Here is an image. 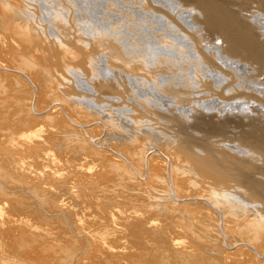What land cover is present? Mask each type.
Returning <instances> with one entry per match:
<instances>
[{
	"label": "rangeland",
	"instance_id": "rangeland-1",
	"mask_svg": "<svg viewBox=\"0 0 264 264\" xmlns=\"http://www.w3.org/2000/svg\"><path fill=\"white\" fill-rule=\"evenodd\" d=\"M24 1L0 0V205L18 204L24 206L25 211L41 214L37 218L30 213L24 216L13 213L14 221L10 219L11 230L14 232L22 228L34 231L37 235L39 233V245L44 249L33 252L37 254L39 264H47L49 261L48 264H57L60 260L62 262L59 264H76V260L87 259L83 253H88L89 249L100 254L105 250L101 260L110 264H165L170 260L167 252L175 246L163 244V241L173 239V234L177 233L189 241L187 248L176 253V261L181 264H264V254L260 257L254 251L264 253V233L255 232L242 216L232 217L227 214V220L223 222L210 207L188 202L180 205L173 203L172 198L181 195L198 196L195 201H201L210 196L211 188L206 183L195 184L192 179L182 176L177 181L170 177L173 181L171 183L165 172L158 171L153 161L154 157H159L164 162L171 161V166L175 164L177 154L165 141L176 137L174 132L167 129L168 116L173 115L175 106L183 107L189 111L187 115H191L193 106V103L186 105L184 101L181 106L178 102L179 93L174 95L173 89L169 93L161 91L166 87V79L157 87L161 94L172 100V103L166 102L165 106L161 103L154 108L148 107V103L131 93V87L134 92L140 91L147 83L136 79L131 84L128 78L153 79L158 73L161 75V72L166 78L164 73L168 74L161 61H157V66H150L153 71L149 72L147 70L151 69L139 62L141 58L130 57L135 56V43L143 45L147 39L154 40V34L144 30L152 26L146 21V12L154 11L164 15L154 9V6L160 4L154 0H143V4L141 0H115L116 4L110 6L108 2L111 0H65L66 5L70 4L66 6L64 0H44L45 3L42 0ZM168 2L180 5L181 8L176 7L177 13L194 15L196 12L190 7H183L180 0ZM75 4H80L82 8ZM85 7L90 12L85 19L95 29L107 32L84 34L86 31L83 29L86 28L81 24V17ZM33 9L38 11L37 15ZM59 9L64 10V14L58 12ZM17 10H20L19 14ZM78 10H82L79 11L81 16L77 14ZM131 13H137V17L130 19L133 17ZM31 14L36 17L33 18ZM164 16L169 19L172 27L161 26L163 31L184 33L178 30L177 24L170 17ZM50 17L57 19L51 23ZM17 19L33 30L37 28L35 34L24 32ZM58 19H62L63 23ZM68 20L69 24L66 23ZM196 26L192 29L196 36L186 33L192 38L191 43L196 44V49L197 45L212 48V44L219 42L220 39L214 40L213 37L210 40L213 35L209 30H200L199 26L198 30ZM128 32L133 35L130 37ZM203 37L210 41L207 38L203 40ZM123 44L127 52L124 48L118 49ZM163 44L157 43L160 47ZM108 50L110 53H107ZM96 65L107 73L92 74ZM157 67L160 71H157ZM180 68L177 73L173 72L174 69L171 73L169 71L168 75H178L183 72ZM73 72L75 77L71 74ZM231 75L230 79H233ZM258 78L264 80V75ZM77 83H81L84 88L78 87ZM197 87H188V92L201 89V85ZM175 88L178 89L177 86ZM154 95L161 98L159 93ZM78 100L102 107L103 114L86 108ZM56 106L61 108V112L50 116V111ZM170 107L174 108L168 112ZM176 108L174 113H178ZM107 119L110 121L107 122ZM121 122H124L120 126L121 130L111 129L114 124L120 125ZM193 122L195 125L196 121ZM41 129L46 131L42 142L12 144L24 134ZM115 154L122 160L115 157ZM57 157H72L81 162L73 166L61 160L63 164L54 167L51 160ZM260 162L264 163V159ZM110 168L117 176L106 172L109 174L102 177V173ZM170 184L174 191L168 187ZM233 218L236 221H232ZM112 220L115 223L111 225L117 224L116 227L109 224ZM104 228L108 231L104 232ZM134 229H141L142 243L151 241L152 245L135 246L131 239ZM46 246L72 250L74 257L72 261L68 260L60 249L52 252Z\"/></svg>",
	"mask_w": 264,
	"mask_h": 264
},
{
	"label": "bare ground",
	"instance_id": "bare-ground-1",
	"mask_svg": "<svg viewBox=\"0 0 264 264\" xmlns=\"http://www.w3.org/2000/svg\"><path fill=\"white\" fill-rule=\"evenodd\" d=\"M26 1L30 2L36 0H26ZM154 1L157 2V4H160L158 6H154L155 7L154 9L170 17L173 23L175 22L177 24L178 30L180 31L182 30L184 33L182 32L178 33L179 31L175 32L169 30L163 31L161 29V26L172 27V25H170L169 23V19L167 20L164 15L157 14L154 11H147L146 15L148 18L146 21L152 24V26H150L149 28H145L144 30L154 34V40L151 41L146 38L147 41L143 45H139L138 42L137 44L135 43L134 46L136 49V53L134 54L135 56H130V57L141 58L142 61L139 62H143V66L145 65L146 67H148V69H151V70H147L149 72L153 71L152 67L151 68L149 67L156 65L157 61L159 62L161 61L164 63L163 66L164 65L166 66L164 70L167 69L166 71H168V74L169 71L171 73L173 69H174L173 72H176L178 70V67L180 68V66H185V67L180 68V70L182 69L183 72L181 71L178 75L172 73L173 75L171 74L172 76H170L164 73L166 78L162 75L163 74L162 72L161 75L160 73H158L159 75L155 76L153 79H145L141 77L128 78L131 84L132 82L135 83L136 79H140L141 82L145 81L147 83V85H145L140 91L134 92V90L131 87V93L137 95L139 97V100L148 103L149 104V105L147 104L148 107L151 106L154 108V106H159V104L161 103H163V106H165L166 102L170 101L172 103V100L167 99L163 94H161L160 91H158V88L162 84L163 80L166 79L167 81L166 87L163 88L161 91L166 90L169 93V90L170 92H172L173 89L174 95L179 93L178 95L180 100L179 101L176 100V102L177 101L180 102V105L182 101H184L186 105H188L189 103H193L192 107L189 106V108L191 107V113H192L191 115H187L189 111H186V109H184L183 107L176 108L175 106V108L178 109V113L173 112L175 110L174 107H170L168 109L169 112L170 109L174 108V110H172L173 115L168 116L169 119H168L167 129L174 132L176 137H170V139L167 138L165 141L167 142V145L171 147V150L177 154V160L175 164H177L178 166H176L175 164L171 166V161L168 162L166 160L164 162L159 157H154L153 161L155 162V166L158 169V171L165 172L164 174L166 175L167 180L171 181V183H173L172 179L177 181L182 176L192 179L195 184L206 183L211 188L210 196L208 198L201 199V201H195L198 198V196L181 195L180 197H176L175 198L176 200L172 198L173 203H177L178 205H180L183 202L184 203L188 202L195 205L201 204L210 207L212 210L218 213L219 219L222 220L223 222L227 220L226 219L227 214H230L232 217L235 216L245 217L248 223L250 224V227L255 232L263 234L264 233V163H261L260 160L264 159V80H260L258 77L264 75V0H180L182 2L183 7L184 6L188 8L190 7L191 10L194 9L196 11V12L194 11L195 12L194 15L192 13H191L192 15L190 13L187 14L185 13L182 14L180 12L177 13L176 7L181 8L178 3L173 2L174 4L173 5L171 4V2H168V0H154ZM42 2L45 3L46 1L42 0ZM55 2H57V0H55ZM64 2L66 1L64 0L63 3ZM115 2H116L115 0H111V2L108 3L111 6ZM141 2H142L141 4H143L145 0L144 2L143 0H141ZM58 4L60 3L58 2ZM64 5H66V3H64ZM67 5L69 6L70 4L67 3ZM75 5L82 8L80 4L79 5L75 4ZM100 5H105V4H100ZM25 7L27 9V6ZM59 8L62 9L61 6ZM61 9H59L58 12H62L64 14L63 12L64 10L62 11ZM84 9L85 10L83 11L84 12L83 17H81V19H83L81 21L82 22L81 24H83L86 28L83 29L84 31H86V33L84 34H87V32L89 34H93L95 33V31L102 32L98 29H95L92 23L89 22L88 19L87 20L85 19L86 15L89 16L87 13L90 14V12L89 10H86L87 9L86 7ZM19 11L18 10L16 11L17 14H19L18 13ZM79 11L82 10H78L77 13L79 16H81ZM37 12L35 13L36 15ZM42 14L43 13H41L40 15L41 18H42ZM69 14L71 15L70 12ZM139 14L141 15V13ZM31 15L33 16V18L36 17L33 14ZM131 16L133 17H131L130 19L137 17V13L136 14L131 13ZM43 17L48 19L45 16ZM189 17L190 18L193 17L195 21L192 22L191 21L192 18L189 19ZM14 18L16 19L15 12H14ZM25 18L23 17V19ZM50 18L52 20V21L50 20L51 23L52 22L54 23L58 17L54 19H52V17ZM92 18L93 17H91V19ZM62 19L61 20L58 19V20L62 21ZM17 21L19 22L20 26L25 30L24 32L27 31L26 33L31 32L35 34L34 30H36L37 28L33 30L32 28L27 26V24L21 22L22 20L19 21L17 19ZM32 21L34 22L35 20ZM72 21L74 22V20ZM69 22L70 21L68 20V22L66 23L69 24ZM195 22L197 24H195ZM43 24H45V22ZM48 26L50 25L48 24ZM195 26L197 28L199 26L200 30L202 28L209 30L213 35L210 37V40L214 38V40L220 39L221 41L219 40V42L212 44L213 45V46L211 45L212 48H208V46L199 47L197 45V49H196L195 48L196 44L193 45V43H191L193 40L190 41L192 38L190 39V37L186 35V33L188 32V34H191V36L192 35L196 36V33H194V31L192 30ZM142 27H144V24L142 25ZM46 28H50V27H46ZM40 30L42 31L43 29ZM44 31H46L45 27H44ZM105 32H107V30L102 33ZM128 33L130 37L133 35V33L130 32ZM198 36H200L199 33ZM204 36H208V35H204ZM205 38L207 37H203V40ZM105 39L107 38L105 37ZM120 40L118 41L121 44ZM200 40H202V38ZM108 42L110 41L108 40ZM162 42L164 43L163 47L157 45V43L160 44ZM115 43L117 45V41ZM150 43L152 45H149ZM95 46L98 45L95 44ZM122 48H124L125 51L127 50V47L124 44L122 45L121 48L118 47V49H122ZM108 52L109 50L107 51V53ZM121 53L122 51L120 52V54ZM125 54H123V56ZM96 67L98 68V70L97 68L94 69L92 74L103 75L104 73H107L105 69H100L99 65H96ZM117 67L121 68L122 66L121 67L117 66ZM176 67L177 69H175ZM130 69L133 70V68ZM155 69L156 68H154V70ZM157 71H160L158 70V67H157ZM71 74L74 76V72ZM144 74L146 73L144 72ZM153 74H156V72ZM195 74L196 75L198 74V77L197 76L196 77L200 80L199 82H201L200 83L201 89H199V91L195 90V92L192 91L190 93L188 92L190 88H194V87L199 88L197 86H200L198 84L199 82L197 78L195 77ZM231 74H233V79H230V77L232 76ZM77 86L81 87V89L84 88L83 85H81V83L79 84L77 83ZM174 86H177L178 89L176 88L174 89ZM152 92L154 94L159 93L161 98H158L159 96H155ZM78 102L79 104L83 103L86 108L92 109L98 114L100 113L103 114L104 112L102 107L93 105L91 102L80 101V100H78ZM177 103L176 105H178ZM142 104L141 107L143 106ZM249 104H251V106ZM155 108L162 109L159 107H155ZM113 111L115 112L114 109ZM60 112H61V108L56 106L50 111L49 115L54 116L59 114ZM117 116H119V114H117ZM112 117L114 119V116ZM188 119H190V121ZM193 119H196L195 125L192 124V122L194 121ZM108 120L109 119H107V122ZM191 120L193 121L191 122ZM187 121H189L188 122L189 124L187 123ZM123 123L124 122H121L120 125L114 124L113 127H111V129H113L114 131L121 130L120 126H122ZM190 123L192 124V126L190 125ZM106 124L108 125V123ZM45 135H46V131H44L43 129L36 131L34 130L28 132L27 134H24L16 142H12V144L30 145V143L32 142H42L43 136ZM114 156L122 160V158L119 155L115 154ZM61 160L62 161L66 160L72 163L73 166L74 165L77 166L78 163L81 162V160H77L72 157L66 159H59L57 157V159L53 158L51 160V163L54 167H59L61 164H63ZM254 161H257L258 163ZM117 163H121V162L117 161ZM106 172H112L111 168L105 171V173H102V177L109 174V173L107 174ZM111 174L117 176L113 172ZM168 187L172 189V191H174L173 185L170 184V186ZM172 194L174 193L172 192ZM116 207L120 208L119 205L118 206L116 205ZM25 210L26 209L24 208V206L22 207L18 204H11L10 206L0 205V264H39L40 263L39 259H37L36 257L37 254L33 253L44 249L40 247L41 245H39V237H40L39 233L37 235V233L34 231L25 230L22 228H20L16 232L11 230L10 219L14 221L12 217L13 213L18 214L20 216H24V214L30 213L31 215L37 218H40L41 216L40 213H36L30 210L29 211H25ZM231 220L236 221L235 218ZM128 221L129 218L127 219L126 223ZM114 223L115 220L109 222L110 225L111 224L114 225ZM110 225H108V228H111L112 225L111 226ZM116 226L117 224L112 227H116ZM134 227L136 228V225ZM137 230L134 229V233L131 237L134 245L135 246L148 245V247H150L152 245V242L149 241L148 243H144V242L142 243V241L140 240V235H142L141 229L138 231ZM103 231L107 232L108 229L104 228ZM173 235H174L172 237L173 239L167 238L165 241H163V244H169L175 246L174 249L167 252V255L170 257V260H167L165 264H181L180 262L176 261V253L188 247L189 241L183 239L181 235H179V233ZM46 247L47 249L50 248L49 250H51L52 252L57 251V249H60L62 255L65 254L68 260L69 259L71 260L74 257V252L72 250L63 249V247L62 248L50 247V246H46ZM161 247L163 246H158V248ZM104 251L102 252L106 253V251L105 252ZM254 251L255 253L259 254L260 257H262L264 254L260 250H254ZM75 253H77V251H75ZM103 253L100 254V252L98 251H92L91 249H89L88 253L87 252L83 253L87 257V259L82 258L76 260L75 262L76 264H110L107 263L105 260H101L102 258H104ZM47 259L46 262H48ZM252 259L253 258H250V260ZM59 262L56 263L59 264ZM66 262L68 263V261Z\"/></svg>",
	"mask_w": 264,
	"mask_h": 264
}]
</instances>
